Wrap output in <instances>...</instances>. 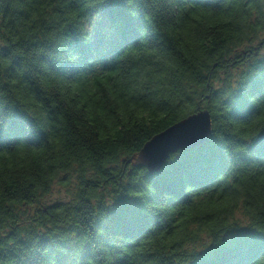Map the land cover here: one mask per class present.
<instances>
[{"label":"trees","instance_id":"16d2710c","mask_svg":"<svg viewBox=\"0 0 264 264\" xmlns=\"http://www.w3.org/2000/svg\"><path fill=\"white\" fill-rule=\"evenodd\" d=\"M262 31L264 0H0V264H264Z\"/></svg>","mask_w":264,"mask_h":264},{"label":"water","instance_id":"95a60500","mask_svg":"<svg viewBox=\"0 0 264 264\" xmlns=\"http://www.w3.org/2000/svg\"><path fill=\"white\" fill-rule=\"evenodd\" d=\"M211 132L209 110H199L148 140L136 155V164L145 166L150 172L159 171L171 153L183 147L200 146L210 137Z\"/></svg>","mask_w":264,"mask_h":264},{"label":"rangeland","instance_id":"374dc122","mask_svg":"<svg viewBox=\"0 0 264 264\" xmlns=\"http://www.w3.org/2000/svg\"><path fill=\"white\" fill-rule=\"evenodd\" d=\"M264 37V31H262L259 35V37L256 39V41H254V44H257L258 41H260L262 38ZM264 51V50H263ZM210 98V94H208V99ZM203 109H207V108H203ZM202 110V109H200ZM209 110V109H208ZM199 111V110H198ZM196 111V112H198ZM194 112V113H196ZM210 112V110H209ZM193 114V113H192ZM211 114V112H210ZM211 119H212V116H211ZM66 187L67 186H64L62 184H56L55 187H54V193L56 194V196H62L61 194L65 193L66 192Z\"/></svg>","mask_w":264,"mask_h":264}]
</instances>
